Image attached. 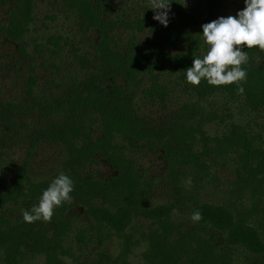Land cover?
Here are the masks:
<instances>
[{
  "label": "trees",
  "instance_id": "1",
  "mask_svg": "<svg viewBox=\"0 0 264 264\" xmlns=\"http://www.w3.org/2000/svg\"><path fill=\"white\" fill-rule=\"evenodd\" d=\"M59 1L82 23L96 30L93 55L99 64L90 71L84 63L87 72L76 79L67 78L58 84L59 93L49 97L36 95L34 74L27 76L26 104L37 111L38 119L22 122L23 134L30 147L40 141L52 142L60 147L61 154L47 179L33 181L26 162L14 165L9 185L0 179V264H35L37 259L40 264H131L126 254L134 244L144 249L140 260L133 264H264V148H248L246 144L238 148L239 132L233 130L236 135L216 139L215 148L211 149L200 129L197 131L202 139H194L188 132L194 127L185 126L184 122L168 127L156 125L139 114L133 103L137 93L150 101L162 102V86L155 81L144 86L145 74H153L155 68L163 69L166 61L171 71L177 67L186 75L194 57H203L201 52L206 45L202 25L213 21L211 17L221 0H205V16L178 3L183 0H172L167 27L153 19L154 11L147 4L141 9L142 16L127 24L136 30L148 25L155 30V38L138 40L132 36L125 44L114 37L98 1ZM32 9L33 0H10L5 17L0 19V37L22 47ZM49 40L54 39L50 36ZM177 43L185 44V48L162 50L165 45L176 48ZM243 51L248 55V62L242 65L247 71L246 82H241L244 94H237V84L212 86L202 79L199 86L191 85L198 96L220 91L251 109H263L264 51L258 47H245ZM184 108L188 110L187 106ZM10 109L21 110L22 106L19 102L0 101V125L14 128L19 116L10 115ZM96 120L99 131L93 133L91 126ZM152 141L165 148L166 173L176 190L181 187L177 176L186 171L197 183L204 176L215 179L211 168L225 166L232 173L226 185L230 190L238 189V199L195 197L189 204L190 220L185 219L184 227L171 219L172 204L146 205L142 195L151 179L123 150ZM96 155L102 156L115 173L102 177L92 169ZM61 172L73 181L71 202L54 208L51 222L26 223L22 210L31 211L38 205L43 191ZM75 203L81 205L91 222L85 229L78 228L75 236L79 239L84 232L96 243L94 252L84 260L73 252L68 239L73 226L69 209ZM196 210L203 215L198 223L191 220ZM138 215L148 218L153 226L133 235L132 229L127 228ZM118 238V251L110 258L101 243Z\"/></svg>",
  "mask_w": 264,
  "mask_h": 264
},
{
  "label": "rangeland",
  "instance_id": "2",
  "mask_svg": "<svg viewBox=\"0 0 264 264\" xmlns=\"http://www.w3.org/2000/svg\"><path fill=\"white\" fill-rule=\"evenodd\" d=\"M101 4L106 19L110 22L114 37L121 44L127 43L132 36L142 40L144 37L155 38V30L145 25L140 30L128 26L129 20H136L142 16L141 9L149 4V0H96ZM10 0H0V19L6 15ZM187 6L192 7L194 12L206 15L205 0H187ZM219 8L213 13L212 20L229 15L236 16L240 10L245 8L244 0H221ZM203 17H200L202 20ZM150 36H147L150 34ZM52 36L54 40H49ZM55 36V38L53 37ZM96 30L82 23L81 19L64 7L59 0H33L32 21L24 36L22 47L17 42L0 37V101L20 103L21 110L10 109V115L15 119V127L8 128L0 125V179L9 185L11 174L15 164L26 162L28 175L33 181L47 179L58 165L61 154L60 147L52 142L40 141L35 147H30L26 136L23 134L21 123H33L38 119L37 111L29 106L25 94L27 76L34 74V93L42 97H49L60 91L58 84L64 83L67 78L81 77L87 68L92 71L97 68L98 61L93 55V44L96 40ZM185 44L177 43V47L165 45L162 50L174 52L176 49L185 48ZM206 45V44H205ZM208 46L201 53L206 54ZM153 74H145L142 84L147 86L152 82H158L163 89L162 102L150 101L141 93L134 96V107L137 112L143 115L151 123L168 127L176 122H184L185 126H193L189 134L194 139L202 137L211 149L215 148L216 139L228 138L234 132L238 135L240 143L238 148L242 149L243 144L248 148H264V108L251 109L243 101L232 99L223 92L215 91L207 95H199L192 89L187 80H183L185 73L179 69L171 71L168 62L165 61L163 69H153ZM186 76V75H185ZM187 106L188 110H185ZM98 121L92 122L93 133L99 131ZM234 130V132H233ZM188 134L185 133V138ZM202 139V138H201ZM165 141V138L162 139ZM200 142L196 143L197 145ZM200 146V145H198ZM197 147V146H196ZM165 148L158 142H144L143 144L131 145L123 150L133 159L140 172L145 173L151 179V184L144 191L142 198L146 199V205L159 203H170V214L173 222H181V227L186 226L185 219H189V204L195 197H203L210 200L238 199V189H229L226 183L232 177L229 168L217 166L211 168L216 178L208 180L205 176L202 180L194 182L190 174L177 176L181 187L176 190L169 183L170 176L166 173ZM165 153V154H164ZM91 164L100 176L107 177L115 173L102 156H95ZM25 160V161H24ZM56 164V165H55ZM170 175V174H169ZM190 181V183H189ZM243 203L246 204V202ZM79 204H73L69 211L73 214L71 221L73 226L68 231V239L72 242V250L78 254L81 260L90 257L95 250V238L83 236L77 238L75 233L78 228L85 229L91 224L84 215ZM93 224V223H92ZM94 226V224H93ZM148 218L134 216L129 229L133 235L146 231L152 227ZM95 228V226H94ZM134 237V236H133ZM87 243L86 245L81 242ZM119 241L111 239L104 240L101 244L107 249L110 258L116 256L119 248ZM80 247L79 251L77 247ZM144 249L142 245H132L126 254V258L133 264L140 252ZM66 258V256H64ZM37 259L35 264H40Z\"/></svg>",
  "mask_w": 264,
  "mask_h": 264
},
{
  "label": "clouds",
  "instance_id": "3",
  "mask_svg": "<svg viewBox=\"0 0 264 264\" xmlns=\"http://www.w3.org/2000/svg\"><path fill=\"white\" fill-rule=\"evenodd\" d=\"M149 3L154 11L153 19L167 27L172 0H149ZM178 3L187 7V0ZM244 3L245 8L236 16H221L202 25L208 50L202 58L194 57L192 66L186 69L187 82L194 86H199L202 79L212 86L237 84V94H244L241 82H246L247 71L242 65L248 62V55L243 48L258 47L264 51V0H244ZM72 192L73 181L61 172L43 191L38 205L31 211L22 210L23 220L26 223L51 222L54 208L71 202ZM202 219L199 210L191 214L194 223Z\"/></svg>",
  "mask_w": 264,
  "mask_h": 264
}]
</instances>
